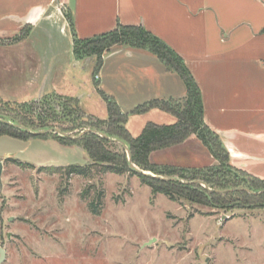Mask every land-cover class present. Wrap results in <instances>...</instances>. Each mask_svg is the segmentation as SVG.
<instances>
[{"label":"crops","instance_id":"1","mask_svg":"<svg viewBox=\"0 0 264 264\" xmlns=\"http://www.w3.org/2000/svg\"><path fill=\"white\" fill-rule=\"evenodd\" d=\"M117 26L143 28L183 61L200 91L203 123L230 167L264 181V0H0V100L69 98L104 121L100 92L129 115L133 138L148 123L173 124L158 110L130 115L146 102L185 95L180 77L155 57L114 47L94 73V58L74 56V40Z\"/></svg>","mask_w":264,"mask_h":264},{"label":"rangeland","instance_id":"2","mask_svg":"<svg viewBox=\"0 0 264 264\" xmlns=\"http://www.w3.org/2000/svg\"><path fill=\"white\" fill-rule=\"evenodd\" d=\"M57 97L27 103V109L0 100V119L24 118L31 133L60 136L71 130L69 137L93 124ZM107 148L124 151L117 143ZM150 161L183 168L217 165L195 138L152 153ZM0 163L1 264H264V205L218 209L153 195L127 174L68 175L66 168L91 161L81 148L51 137H0Z\"/></svg>","mask_w":264,"mask_h":264},{"label":"trees","instance_id":"3","mask_svg":"<svg viewBox=\"0 0 264 264\" xmlns=\"http://www.w3.org/2000/svg\"><path fill=\"white\" fill-rule=\"evenodd\" d=\"M24 36L25 32H22L14 41H18ZM114 47H124L152 55L164 65L166 71L177 74L186 89L183 98L152 100L135 108L130 115H141L150 110H158L175 119L173 124L166 126L148 123L135 138L131 137L125 128L129 115L123 114L112 98L99 92L106 104L107 113V119L102 121L93 116H85L78 109L75 100L57 97L64 102L65 108H72L81 118H86L90 123H93L81 132L85 129L94 130L110 140L122 142L130 152L133 168L129 166L125 150L121 154L110 152L107 146L115 142L93 133H85L74 140L52 133L35 136L26 130L29 126L28 122H24V118H19V121L18 119H0V137L23 141L51 137L61 145L81 148L91 163L84 167L66 168L68 175L87 178L92 170H101L120 176L127 174L137 177L143 185L150 188L153 195L161 194L174 202L182 199L189 203L218 209L227 207H232V209L261 208L264 205V181L230 167L228 153L220 139L203 123L200 91L183 61L168 46L141 27L117 26L109 33L88 40H74L73 53L77 59L95 57L94 73H96L101 66L102 55ZM22 107L23 109L29 108L26 103L22 104ZM72 113L70 112V114ZM70 131L65 129L62 130V133L66 134ZM192 136L201 143L213 160L217 162V165L183 168L151 163L152 153L180 146ZM11 162L16 163L15 161ZM18 165L31 167L22 163H18ZM61 170V168H41V171L48 173H57ZM141 172H145L147 175H143ZM156 177L174 180L163 181ZM239 189H246L255 194L244 191L226 192ZM218 191H225V193ZM234 197H236L235 200ZM96 209L93 207L92 212L97 215Z\"/></svg>","mask_w":264,"mask_h":264},{"label":"water","instance_id":"4","mask_svg":"<svg viewBox=\"0 0 264 264\" xmlns=\"http://www.w3.org/2000/svg\"><path fill=\"white\" fill-rule=\"evenodd\" d=\"M19 128H21V127H19ZM46 132H49V131H46ZM85 133H93V134H97L99 137H101V138H104V139H106V140H108V141H113V142H115V143H117V144H119V145H121L123 148H124V150H125V152H126V155H127V159H128V163H129V166L131 167V168H133V165H132V163H131V160H130V152H129V150H128V148L122 143V142H120V141H115V140H110L108 137H106V136H104V135H102V134H100V133H98V132H96V131H94V130H85V131H83V132H81L78 136H76V137H69V136H67L66 134H64V133H60V136L61 137H66V138H69V139H78V138H80L82 135H84ZM33 135H41V134H44L43 132H39V133H32ZM0 174H1V163H0ZM141 174H143V175H147V173H145V172H141ZM156 178H158V179H161V180H163V181H172V180H174V179H172V178H160V177H156ZM194 183H198V182H194ZM208 191H210L209 189H208ZM234 191H244V192H247V193H250V194H255V193H251V192H249L248 190H246V189H239V190H230V191H226V192H234ZM219 193H225V191H218ZM4 255H5V253H4V250L3 249H0V264L3 262V260H4Z\"/></svg>","mask_w":264,"mask_h":264},{"label":"built area","instance_id":"5","mask_svg":"<svg viewBox=\"0 0 264 264\" xmlns=\"http://www.w3.org/2000/svg\"><path fill=\"white\" fill-rule=\"evenodd\" d=\"M95 79H97V77H95Z\"/></svg>","mask_w":264,"mask_h":264}]
</instances>
